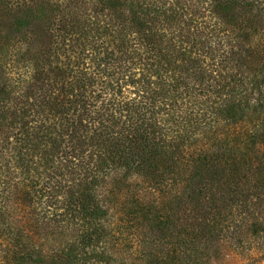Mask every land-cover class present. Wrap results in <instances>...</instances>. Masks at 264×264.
<instances>
[{
	"label": "trees",
	"instance_id": "1",
	"mask_svg": "<svg viewBox=\"0 0 264 264\" xmlns=\"http://www.w3.org/2000/svg\"><path fill=\"white\" fill-rule=\"evenodd\" d=\"M33 4L0 0V264H258L264 0Z\"/></svg>",
	"mask_w": 264,
	"mask_h": 264
},
{
	"label": "rangeland",
	"instance_id": "2",
	"mask_svg": "<svg viewBox=\"0 0 264 264\" xmlns=\"http://www.w3.org/2000/svg\"><path fill=\"white\" fill-rule=\"evenodd\" d=\"M9 1L16 5L19 3L22 5L24 2L30 5L34 3L33 8L37 11V14H40L42 12L44 16L50 18L48 21L53 23L52 27H55L58 23H60V21L67 18V16L72 17V14L75 15L87 14L83 16V19H88L92 14L90 10L93 4H91V2H94V0H9ZM81 1L84 2L82 5H80ZM88 1H90L89 4ZM20 13L21 12L14 11L13 15L14 14L19 15ZM10 18L12 20L11 16ZM48 21L44 22V20L38 19L37 30H42V29L44 30V28H46L45 24ZM5 28H7L5 25L2 28H0V34H3L2 32L3 30H5ZM120 259L121 257L118 258L117 262H119ZM253 260L254 261L257 260L256 262H259L258 264H264V242L260 245L259 252L255 256H253ZM225 261H227V258ZM231 262L232 260L228 261V263Z\"/></svg>",
	"mask_w": 264,
	"mask_h": 264
}]
</instances>
